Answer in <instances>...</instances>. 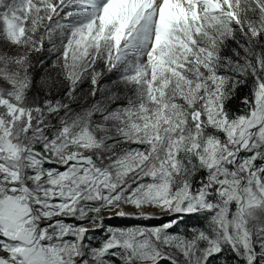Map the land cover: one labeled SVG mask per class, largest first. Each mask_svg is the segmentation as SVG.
Returning <instances> with one entry per match:
<instances>
[{
  "label": "snow or ice",
  "instance_id": "1",
  "mask_svg": "<svg viewBox=\"0 0 264 264\" xmlns=\"http://www.w3.org/2000/svg\"><path fill=\"white\" fill-rule=\"evenodd\" d=\"M221 258L264 264V0H0V264Z\"/></svg>",
  "mask_w": 264,
  "mask_h": 264
},
{
  "label": "rangeland",
  "instance_id": "2",
  "mask_svg": "<svg viewBox=\"0 0 264 264\" xmlns=\"http://www.w3.org/2000/svg\"><path fill=\"white\" fill-rule=\"evenodd\" d=\"M46 47H47V44H46ZM47 55H48V53L45 52L44 56L47 57ZM49 63H50V61H49ZM112 79H114L113 76L106 75L105 82L110 83ZM108 215H109L108 213H105V217H107ZM73 222L74 221H69V223H73ZM104 223L106 226H111V227H128V226H133V225L137 224L138 222L131 221V220H120V219L108 220V219H105ZM140 223L151 224V223H156V222L152 221V222H140ZM192 223H194V222H192ZM177 231L184 232L185 231L184 225L181 224L180 227L177 229ZM104 237H105V230H98V231L90 232L89 237H88L89 243H91L94 246L98 245L99 242L104 239ZM213 264H218V262L214 261ZM220 264H222V258H221Z\"/></svg>",
  "mask_w": 264,
  "mask_h": 264
},
{
  "label": "trees",
  "instance_id": "3",
  "mask_svg": "<svg viewBox=\"0 0 264 264\" xmlns=\"http://www.w3.org/2000/svg\"><path fill=\"white\" fill-rule=\"evenodd\" d=\"M230 259V258H229Z\"/></svg>",
  "mask_w": 264,
  "mask_h": 264
}]
</instances>
